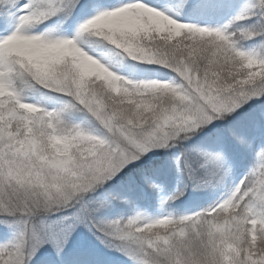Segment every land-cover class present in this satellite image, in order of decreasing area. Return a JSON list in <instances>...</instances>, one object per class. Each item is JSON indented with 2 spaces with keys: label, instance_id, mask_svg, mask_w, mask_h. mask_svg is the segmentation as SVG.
I'll return each mask as SVG.
<instances>
[{
  "label": "snow or ice",
  "instance_id": "6c2138e0",
  "mask_svg": "<svg viewBox=\"0 0 264 264\" xmlns=\"http://www.w3.org/2000/svg\"><path fill=\"white\" fill-rule=\"evenodd\" d=\"M0 264H264V0H0Z\"/></svg>",
  "mask_w": 264,
  "mask_h": 264
},
{
  "label": "trees",
  "instance_id": "16d2710c",
  "mask_svg": "<svg viewBox=\"0 0 264 264\" xmlns=\"http://www.w3.org/2000/svg\"><path fill=\"white\" fill-rule=\"evenodd\" d=\"M109 264H125L123 257H121L118 253H112L108 257Z\"/></svg>",
  "mask_w": 264,
  "mask_h": 264
},
{
  "label": "rangeland",
  "instance_id": "374dc122",
  "mask_svg": "<svg viewBox=\"0 0 264 264\" xmlns=\"http://www.w3.org/2000/svg\"><path fill=\"white\" fill-rule=\"evenodd\" d=\"M5 237L3 235H0V243H3L5 241ZM110 256V255H109Z\"/></svg>",
  "mask_w": 264,
  "mask_h": 264
}]
</instances>
